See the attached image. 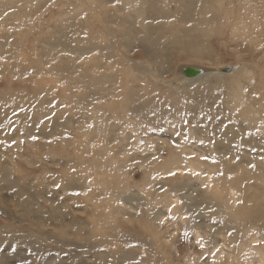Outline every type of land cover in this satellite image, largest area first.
<instances>
[{
  "label": "rangeland",
  "instance_id": "374dc122",
  "mask_svg": "<svg viewBox=\"0 0 264 264\" xmlns=\"http://www.w3.org/2000/svg\"><path fill=\"white\" fill-rule=\"evenodd\" d=\"M9 1L11 6H3ZM34 1L0 0V43L7 41L5 49H13V56L0 58V156L9 160L5 163L15 161L11 167L18 168L12 174L17 183L14 188L0 182V264H133L132 260L120 259L122 253L125 257L133 252L138 254L136 264H145L151 248L162 250L161 242L167 257L157 251L160 264H223L225 256L231 260L229 252L239 254L240 242L244 241L239 236L244 234L233 235L232 231H238L239 223L223 211L211 192L207 193L201 183L203 175L188 176L184 171L181 178L175 179L162 171L167 161L180 156L182 159L174 163L179 161L181 166L191 159L205 162L207 159L202 157L210 154V147L219 149L215 157L225 152L222 157L227 165L239 168L235 178L245 173L249 160L264 159L259 150L252 148L263 146L264 138H234L236 123L249 124L242 118V123L236 122L238 118L225 120L220 115L213 121L198 118L200 111L211 115L218 109L224 115L237 117L241 108L232 110L223 104L238 79L257 86L247 90L256 91L247 92L246 98L264 97L261 0L251 1L256 4L263 28H251L245 40L226 41L224 35L191 31L160 64L140 62L141 53L135 50L133 56L139 66L147 65L151 72L162 75L156 79L144 76L135 84L141 90L145 81L153 85L152 92L146 95L152 105L139 107L147 109L150 124L141 117H120L118 121L108 112L90 115L88 109L98 110L99 105L84 104L86 90L80 88L77 70L81 66L89 76H98L99 70L90 67L98 52L86 57L83 52L71 54L70 48L102 43L100 31L84 26L98 14L73 8L69 0ZM225 2L236 4L232 0ZM53 3L57 9H50ZM251 15L240 5L227 21L236 26L252 25ZM177 30L170 29L171 38ZM58 31L63 32L55 34L59 41L53 44L56 38L51 35ZM77 31L80 40H68L73 43L68 42L66 48L58 45L63 35L72 38ZM164 39L161 48H172ZM200 45L204 53L198 58L195 50ZM71 60L77 61L74 73L69 68L57 75ZM69 72L73 77L67 83ZM199 77L202 78L197 80ZM184 101L186 105L199 102L200 109L180 110L179 104ZM106 105L113 107L114 114L121 110L120 104ZM89 116L93 118L88 123ZM191 121L196 130H190ZM181 144L195 148L194 152L179 156L175 146ZM204 149L209 153L201 155ZM152 175L155 177L151 184L141 187ZM185 185V189H179ZM233 203L238 206L241 201ZM227 226L232 228L229 233ZM195 232L211 244L202 246ZM226 238L230 243L225 245ZM245 242L264 249L262 239ZM208 245H217L210 255ZM217 255H224L223 259Z\"/></svg>",
  "mask_w": 264,
  "mask_h": 264
},
{
  "label": "bare ground",
  "instance_id": "6f19581e",
  "mask_svg": "<svg viewBox=\"0 0 264 264\" xmlns=\"http://www.w3.org/2000/svg\"><path fill=\"white\" fill-rule=\"evenodd\" d=\"M33 1L34 0H26V2L29 3ZM225 1L226 0H77V3L73 4L72 0H69V5H72L73 8L85 9L98 14L97 18L85 22L84 26L87 30L94 28L95 31H100L102 43L97 46L91 44L92 42L86 39L85 41H89L90 43L83 48H79V45L70 48L71 54L83 52L86 54V57H88L93 51L98 52L94 63L90 66L92 69L99 70L98 76H89L88 72H84L81 66H79L78 70L76 69L80 72V88L86 90L87 98L84 103L85 106H90V103L99 105L98 110L96 109L97 107H95V110L92 109V107L88 109L90 115L95 111L98 113L108 112L110 117H114L113 119H118V121H120V117H141L146 124L151 123V119L146 116L147 114L145 110L147 109L139 107L152 105V100L146 98V95L152 92L153 85L145 81L146 85L141 90L136 88L135 84H137V80H143L144 76L155 78V76L161 77L162 75L159 71L151 72V69L148 68L147 65L139 66L140 63L135 61L133 56L135 50H139L141 53L140 62L160 64L165 57L174 53L173 47L191 31L193 33L200 30L208 32L211 35L217 33L220 36L224 35L223 39L229 41L234 38L245 40L246 37L250 35L252 31L250 30L251 28H253V31L254 29L261 30L263 28V25L261 24V21L263 20L258 17L256 4H253L251 0H232L233 2H236L235 5H227ZM10 3L11 1L3 4V6H11ZM261 3L264 5V0H261ZM240 5L245 11L250 10V13L252 14L250 22L252 25L242 24V26H236V24L227 21V18H230L236 10H239ZM35 8L36 6H34V9ZM52 8L57 9L55 3H53L50 9ZM40 10L42 9L40 8ZM24 18H26V16H24ZM222 20L224 21L223 24L221 23ZM81 25L82 22L80 23V26ZM16 29L20 30V28ZM170 29H178V33L175 34L173 38L170 36ZM61 32L63 31L54 33V35H51L52 38L54 37L55 39V34L57 36V34L60 35ZM66 35L69 36L68 33ZM78 35H80L79 31H77V36L72 38L63 35L64 40L61 44L59 42L58 45L66 48L70 40H80ZM155 35H158L157 37L159 39L155 38ZM52 38L50 37V40ZM163 39L166 42L169 41L172 48L167 47L166 50L161 48V41ZM192 39L194 43L197 41L196 36L192 37ZM57 41L59 40L56 38L53 41V44ZM5 42L6 43H3L2 41V43H0L1 59L13 56V49H5L8 45L7 41ZM252 42H255L254 38H252ZM70 43L73 42H69V44ZM191 44L193 43H190V45ZM115 46H118L119 50H114ZM201 47L202 45L199 46L198 50H195L198 58L204 53V49L200 50ZM67 48H69V46ZM76 63L77 61L71 60L65 69H63L64 67L60 68L56 74L58 75L60 71L67 72L69 68H71V70H69L70 72L75 70L72 68L76 66ZM70 72L67 73L65 77L67 83H69L70 78L73 77L74 71H72V75ZM191 74H194V72ZM244 74H248V72H245ZM201 78L202 77H199L197 80H200ZM240 80H235L236 85L233 86V88H229V90H233L227 95L228 101L223 104L231 107L232 110L241 108V112L237 117L229 116L228 114L224 115L223 112L218 109L217 113L211 115H207L200 111L198 118L200 120H202L201 118H209L213 121L216 120L218 115H220L225 120L238 118L236 122L239 118H242L244 122H248L249 124L239 125V123H236L238 130L235 133L233 132L235 139L241 141V138L246 137L264 138V97H259L257 99L246 98L249 94L247 92L253 93L256 91L247 90H253L254 87L257 86H252L249 82H245V80L240 82ZM261 84L262 86L264 85V78L261 80ZM204 86L206 87L207 85L205 84ZM142 93L145 96L142 95ZM231 96H233L232 99L230 98ZM107 103L120 104L121 110H119L118 114H114L112 112L113 107H108L106 105ZM199 106V102L186 105L184 101L183 104H181V102L179 104L180 110L185 112H194L197 108L200 109ZM111 113L113 115H111ZM161 115L162 114L160 113V117ZM92 118L93 116L87 117L88 123ZM191 122L190 130H196V124L194 123L193 126V121ZM140 137L141 134L139 138ZM175 148L178 151L179 156L183 153L189 155L195 150V148L193 149L190 145L182 144L175 146ZM252 148L259 150V155L264 158V145L252 146ZM209 151L210 154H208ZM209 151L206 149L200 151L201 155L208 154V159L205 162L191 159L187 161L185 166L179 165V161L174 163V161L182 159L181 156L180 158L177 156V159L167 161L166 165L165 163L163 164L165 167L163 168L162 174L178 171L181 174L172 175L175 179L181 178L184 171H186V175L188 176L192 173H198L196 177L203 175L201 183L204 186L207 185L205 188L208 191L207 193L209 194L211 192L212 197L217 202L221 203L220 205L223 211L230 218L237 220L239 228H236L238 231L232 230L234 232L233 235L240 233L244 234L239 236H242L241 238L244 241L240 242V253L233 256L232 253L229 252L227 256H229L230 258L228 259L231 260H226L225 256L223 264H264V249H261L259 246H250L245 242L250 239L257 242L261 239L264 240V159L259 162L249 160L246 165L248 166V169H245V173L235 178L237 175H235V172L238 171L239 168L229 167L227 165L222 157L225 152L222 153V155L218 154L219 157H215L214 152H219V149L216 147H210ZM4 160L9 161L3 156H0V182H3L7 188L12 189L17 184L12 174L15 175L14 171H18V168H16L15 165L11 167L12 164H16L15 161L12 162V164L6 162L8 163L7 165ZM250 165H254L255 167H250ZM204 166H206V168ZM10 176H12L11 179ZM153 177L155 176L152 175L148 177L141 187L151 184ZM185 188L186 185L184 188L179 187L181 190ZM233 201L239 203L241 201V204L237 206ZM239 207L241 209H238ZM177 212L180 215L178 210ZM116 214L120 215L119 212ZM231 229L228 226L226 227L228 233L231 232ZM251 231H253V233H251ZM150 233L153 234L152 231H150ZM156 233L157 239L161 241L159 232ZM194 235L196 239H199L202 245L205 243L209 245L211 244V241L202 237L200 232H195ZM201 238L203 239L201 240ZM227 242L230 243V238H226L224 244L226 245ZM161 244V251L146 246V248H151V251H149V256L146 259L145 264H160L157 261L161 260L159 254L167 257V252L165 253V250L163 249V243L161 242ZM209 245L207 246V253L210 255L212 254V248L217 245H213L212 248H210ZM135 254L136 256L133 258ZM122 255L123 253L121 254L120 259L132 260L131 263L133 264H136V261H138V254L136 252L128 254V256L125 257ZM218 256L219 255H217V258ZM223 256L224 255L219 256L218 259L222 260Z\"/></svg>",
  "mask_w": 264,
  "mask_h": 264
},
{
  "label": "snow or ice",
  "instance_id": "6c2138e0",
  "mask_svg": "<svg viewBox=\"0 0 264 264\" xmlns=\"http://www.w3.org/2000/svg\"><path fill=\"white\" fill-rule=\"evenodd\" d=\"M32 139H36V137H33ZM13 143H15V141H13ZM202 159H208V157H202ZM250 167H255V166L254 165H250ZM170 174L171 175H175V173H170ZM195 174L198 175V173H195ZM205 187H207V185H205ZM185 235H187V233H185Z\"/></svg>",
  "mask_w": 264,
  "mask_h": 264
}]
</instances>
